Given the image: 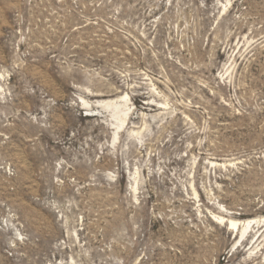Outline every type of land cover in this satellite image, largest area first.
<instances>
[{"label":"rangeland","instance_id":"rangeland-1","mask_svg":"<svg viewBox=\"0 0 264 264\" xmlns=\"http://www.w3.org/2000/svg\"><path fill=\"white\" fill-rule=\"evenodd\" d=\"M0 264H264V0H0Z\"/></svg>","mask_w":264,"mask_h":264},{"label":"bare ground","instance_id":"bare-ground-1","mask_svg":"<svg viewBox=\"0 0 264 264\" xmlns=\"http://www.w3.org/2000/svg\"><path fill=\"white\" fill-rule=\"evenodd\" d=\"M121 100H124L125 97H120ZM120 102H116L115 100H110V101H101L100 104L101 106L103 107H106V108H111L113 113H115V117H117V115L119 114V110H120ZM93 112V111H92ZM122 121V120H121ZM221 220H223L224 218H219ZM256 223L255 220H246L244 222H239V221H230V226L233 228V229H237V230H242V237L247 233L248 229L254 224Z\"/></svg>","mask_w":264,"mask_h":264}]
</instances>
